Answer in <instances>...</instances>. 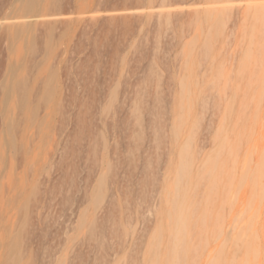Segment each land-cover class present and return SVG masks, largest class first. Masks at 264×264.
Returning a JSON list of instances; mask_svg holds the SVG:
<instances>
[{
  "label": "rangeland",
  "instance_id": "obj_1",
  "mask_svg": "<svg viewBox=\"0 0 264 264\" xmlns=\"http://www.w3.org/2000/svg\"><path fill=\"white\" fill-rule=\"evenodd\" d=\"M10 261L264 264V0H0Z\"/></svg>",
  "mask_w": 264,
  "mask_h": 264
},
{
  "label": "bare ground",
  "instance_id": "obj_2",
  "mask_svg": "<svg viewBox=\"0 0 264 264\" xmlns=\"http://www.w3.org/2000/svg\"><path fill=\"white\" fill-rule=\"evenodd\" d=\"M142 10H143V9H142ZM3 125H4V124H3ZM17 205H18V204H17ZM2 218H4V216H3ZM7 223H9V222H7ZM2 224H4V222H3ZM5 225H6V224H5ZM2 230H3V229H2ZM3 231H4V230H3ZM11 232H12V230H11ZM5 235H6V234H5ZM15 235H16V234H15ZM8 238H9V237H8ZM15 239H16V237L14 238V240H15ZM5 245H6V244H5ZM16 248H17V247H16ZM17 249H18V248H17ZM4 250H5V249H4ZM1 252H2V250H1ZM18 252H19V251H17V253H18ZM20 253H21V252H20ZM13 254H14V253H13ZM13 254H12V255H13ZM16 256H17V254H16ZM18 256H20V255L18 254ZM18 256H17V257H18ZM11 258H12V256H11ZM2 263H3V262H2ZM2 263H1V264H2ZM9 263L11 264L12 262L10 261ZM6 264H7V263H6Z\"/></svg>",
  "mask_w": 264,
  "mask_h": 264
}]
</instances>
